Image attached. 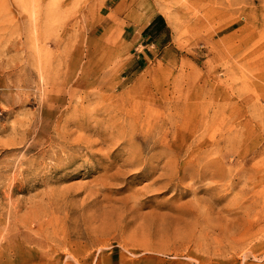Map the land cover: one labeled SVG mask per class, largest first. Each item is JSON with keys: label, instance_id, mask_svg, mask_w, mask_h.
Here are the masks:
<instances>
[{"label": "rangeland", "instance_id": "1", "mask_svg": "<svg viewBox=\"0 0 264 264\" xmlns=\"http://www.w3.org/2000/svg\"><path fill=\"white\" fill-rule=\"evenodd\" d=\"M262 90L264 0H0V264H264Z\"/></svg>", "mask_w": 264, "mask_h": 264}, {"label": "bare ground", "instance_id": "2", "mask_svg": "<svg viewBox=\"0 0 264 264\" xmlns=\"http://www.w3.org/2000/svg\"><path fill=\"white\" fill-rule=\"evenodd\" d=\"M80 57H81V51L79 52H76V55H75V57L74 58H76V66H77V70L81 73V75L78 77V78H76L77 79V81L79 82V83H88L89 81H90V79L92 80L89 84H91V85H94V84H96L97 83V79H98V72H97V69H96V67H93V69L91 70V72H90V74L89 75H87V77H86V75H85V73H84V69H83V67L80 65V61H77V60H79L80 59ZM85 69H87V67L85 68ZM68 72H71V71H68ZM68 72H66L65 71V77H71V75H69L68 74ZM73 73H75L76 72V70H75V72L74 71H72ZM40 75V74H39ZM83 75H85V76H83ZM42 76V75H41ZM88 77H90L89 79H88ZM68 78H66V79H68ZM66 82V81H65ZM74 82V81H73ZM83 87V86H82ZM72 88V87H71ZM76 89V88H75ZM93 112V111H92ZM83 114V113H82ZM86 115V114H85ZM82 116V115H81ZM101 117V116H100ZM85 118H86V116H85ZM78 119V118H77ZM97 119V118H96ZM86 120V119H85ZM87 121V120H86ZM88 122H90V121H88ZM99 122V121H98ZM89 125V124H88ZM85 127V126H84ZM89 130V129H88ZM65 133V132H64ZM67 133V132H66ZM64 135H66V134H64ZM11 146V145H10ZM212 165V164H211ZM203 173V172H202ZM186 175V174H185ZM201 178V177H200ZM195 196H196V194H195ZM199 200V199H198ZM201 201V200H200ZM198 202V201H197ZM192 207H194V206H192ZM182 222H184L183 220H182Z\"/></svg>", "mask_w": 264, "mask_h": 264}, {"label": "crops", "instance_id": "3", "mask_svg": "<svg viewBox=\"0 0 264 264\" xmlns=\"http://www.w3.org/2000/svg\"><path fill=\"white\" fill-rule=\"evenodd\" d=\"M164 26L166 27V23L165 21L162 19H157L156 17H154L148 24V26L145 28H149L145 34L142 35L141 37V41L142 40H147V39H151V37L154 34H160V32H162V30L164 29ZM262 92H264V90H262Z\"/></svg>", "mask_w": 264, "mask_h": 264}, {"label": "trees", "instance_id": "4", "mask_svg": "<svg viewBox=\"0 0 264 264\" xmlns=\"http://www.w3.org/2000/svg\"><path fill=\"white\" fill-rule=\"evenodd\" d=\"M160 20H162V19L160 18ZM148 29H149V28H148ZM148 29H147V30H148Z\"/></svg>", "mask_w": 264, "mask_h": 264}]
</instances>
